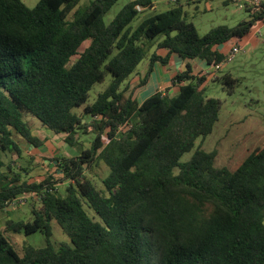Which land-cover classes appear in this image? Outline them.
Instances as JSON below:
<instances>
[{"label": "trees", "instance_id": "16d2710c", "mask_svg": "<svg viewBox=\"0 0 264 264\" xmlns=\"http://www.w3.org/2000/svg\"><path fill=\"white\" fill-rule=\"evenodd\" d=\"M117 1L76 8L79 0H38L33 7L0 0V264H264V139L234 169L214 166V150L197 148L181 161L218 121L220 102L204 94L208 83H236L217 68L224 56L215 47L249 37L264 20V4L246 6L247 21L200 35L180 0L135 28L134 7L152 10V0H129L106 23ZM171 54L185 61L173 77L176 93L138 103L130 76L147 57L142 84L152 64H166ZM195 59L211 71L193 74ZM107 74L109 84L87 103ZM25 114L64 135L70 148L83 134L94 138L29 182L32 157L18 169L11 157L22 158L21 144L38 148L44 140ZM99 164L108 173L95 184L85 172ZM57 184L65 185L62 193ZM24 194L36 195L26 204L30 217L13 220L4 205ZM52 223L67 242L51 241ZM35 232L44 245L24 244L21 253L5 234Z\"/></svg>", "mask_w": 264, "mask_h": 264}, {"label": "rangeland", "instance_id": "374dc122", "mask_svg": "<svg viewBox=\"0 0 264 264\" xmlns=\"http://www.w3.org/2000/svg\"><path fill=\"white\" fill-rule=\"evenodd\" d=\"M128 1L118 0L105 15L104 21L108 23ZM154 1L156 3L155 8L138 13L130 23L132 28H135L142 19L170 8L163 0ZM22 2L28 7H33L38 0H22ZM89 2L90 0H79L76 8H83ZM205 3V1H202L197 6L202 8ZM207 3L211 6L212 11L210 12H197L194 14V4L189 5L186 10V19L193 22L200 35L205 34L209 29L218 25L234 27L247 17V13L239 11L234 3H227L224 6L217 3V0L207 1ZM225 16L226 19L224 18ZM260 31L262 34L264 33V26L261 27ZM147 65L148 59L145 57L137 66L136 72L141 74ZM224 72L230 73L232 78L236 79V83L228 85L215 80L208 83L204 94L207 97L219 100V118L214 125L212 133L202 140L198 139L195 142L194 149L181 157L183 162L189 159L195 149L200 148L206 152L213 150L216 152L214 166H226L229 169H234L245 158L247 150L253 148L264 137V46H259L256 49L246 48L241 50L233 57L231 62L224 65L221 69V74ZM110 80L111 76L107 74L103 82L94 84L89 92L87 103H91L97 94L105 89ZM82 108L83 106L74 108V112H82ZM24 120L31 126L33 131L39 130V121L33 116L25 114ZM93 138V133L83 134L80 136L81 145L78 144L79 146L76 148L70 149L66 146L64 152L75 155L77 150L88 148ZM30 157L24 156L23 158L22 156L21 159H16L15 156H12L11 159L16 161V163L12 161V166L15 169H18L17 165L29 167L27 163ZM45 159L42 163L43 166L38 167L36 165V168L27 175L29 182L40 180L45 175V171L53 167L54 161L50 162L53 158L48 156ZM7 161H10V159ZM32 162L35 164V160ZM107 173L108 169L103 164L92 167L85 172L86 176L91 178L95 184H99ZM55 187L62 193L65 185L57 184ZM31 207V204H24L13 209V211H8L12 213L10 218L13 220H28ZM3 215L4 213H0V227L4 226L1 218ZM5 234L19 253H21L24 244L34 247L44 245V237L39 232L28 235ZM51 241L55 244L62 241L67 242L65 234L55 223H52Z\"/></svg>", "mask_w": 264, "mask_h": 264}, {"label": "crops", "instance_id": "0c3cea01", "mask_svg": "<svg viewBox=\"0 0 264 264\" xmlns=\"http://www.w3.org/2000/svg\"><path fill=\"white\" fill-rule=\"evenodd\" d=\"M202 1H205L206 3L204 4V6H202V8H199L197 4L201 3ZM207 1H211V0H200L195 3L187 2V0H180L179 5L181 6L182 11L185 12L186 14H187L186 10L188 9V6L192 4H194V14L197 12L199 13L200 12H210L212 11V9H211L210 4L207 3ZM243 1H246V0H217V3H220V5H223V6L226 5L227 3H234L236 6H238V3L243 2ZM256 1L260 4H264V0H256ZM152 2L155 8L156 3L154 0H152ZM163 2L167 4L169 7H171V4H169L167 0H163ZM238 10L246 12L245 10L240 9V8H238ZM224 18L226 19V16ZM248 19H249V14L247 13V17L242 19L241 21L243 20L247 21ZM262 26H264V24L260 25L259 27L256 26V28L249 35V37L245 38L242 41H238L236 38H232L228 40L227 42L216 46L215 49L218 52H220L222 55H225L230 45L235 42H239L243 46V49H246V48L256 49L259 46H264V33L262 34V32L260 31ZM256 29H259L260 31L259 35L256 34L255 32ZM157 54L159 56L164 57L166 55V51L159 50L157 51ZM184 63L185 61L182 60L178 55L171 54L168 57L166 64L162 65L159 62L153 63L146 80L142 84L139 85V83L143 81L146 73L148 72V68H149V62H148V65L141 72V74L135 72L133 76H131L127 81L130 88L134 87V91L132 95L133 98H135V100L138 103H141L146 98L150 97L151 95L157 92L175 94L178 89V86L177 84H174L173 77L175 76L176 73L180 72L183 69ZM189 63L191 64L193 68V74L207 73L211 71V67L208 66L202 60L195 59V60L189 61ZM33 133L36 136H38L40 139L44 140L42 145H40L38 148H34L30 146L29 144L23 143L20 145V148L22 150L23 158L24 156L25 157L31 156L32 159L35 160V164H33L34 166L41 159H43V162H44L46 160L45 157H48V156L54 159V158H58L60 155H63L66 157H71L74 155V154L72 155L68 153L66 154L64 152L66 150L65 149L66 146L68 149H70V147L66 145L63 140L65 137L64 135H55L49 131H46L45 129H42L40 125H39V130L37 129L33 131ZM40 134H43V135H40ZM263 139L264 137L261 140ZM34 166H32L31 168L33 169L36 168Z\"/></svg>", "mask_w": 264, "mask_h": 264}, {"label": "built area", "instance_id": "2783aa9c", "mask_svg": "<svg viewBox=\"0 0 264 264\" xmlns=\"http://www.w3.org/2000/svg\"><path fill=\"white\" fill-rule=\"evenodd\" d=\"M170 4H174L176 3L177 0H167ZM192 2H195V1H199V0H190ZM259 3L256 1V0H246V1H243V2H239L238 3V8L240 9H244L246 6H249V7H253V6H257ZM134 9L137 11V12H141L143 11L145 8H143L142 6L140 5H136L134 7ZM264 24V20L261 21L260 24H258L257 27H259L260 25ZM256 34L259 35L260 34V31L259 29H256ZM243 49V46L239 43V42H235L233 44L230 45L228 51L226 52L225 55H223V61L217 66V68H221L223 67L226 63H229L231 62V60L233 59V57L239 53L241 50ZM30 197H33L34 199L36 198V195L32 194H24L22 196H19V197H16V198H13L12 200L10 201H7L5 203V207H4V211L7 212V211H13V209H16L17 207H20L24 204H27L28 202V199Z\"/></svg>", "mask_w": 264, "mask_h": 264}]
</instances>
